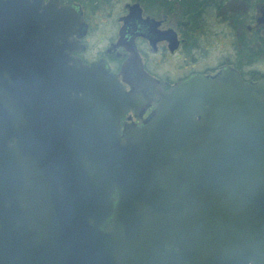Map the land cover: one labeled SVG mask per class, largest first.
I'll list each match as a JSON object with an SVG mask.
<instances>
[{
	"label": "water",
	"instance_id": "water-1",
	"mask_svg": "<svg viewBox=\"0 0 264 264\" xmlns=\"http://www.w3.org/2000/svg\"><path fill=\"white\" fill-rule=\"evenodd\" d=\"M82 30L76 4L0 0V264H264V79L161 93L128 49L126 92L72 56Z\"/></svg>",
	"mask_w": 264,
	"mask_h": 264
},
{
	"label": "flooded vegetation",
	"instance_id": "flooded-vegetation-1",
	"mask_svg": "<svg viewBox=\"0 0 264 264\" xmlns=\"http://www.w3.org/2000/svg\"><path fill=\"white\" fill-rule=\"evenodd\" d=\"M58 2L78 5L84 25L76 38L81 48L72 56L87 67L103 62L126 92L130 88L122 82L120 71L130 57L128 49L134 50L141 69L161 93L192 76L213 77L224 67L233 69L244 82L264 79L254 69L256 63L264 61V54L258 62L253 59L255 48L261 45L257 35L264 38V0L255 5V0H202L194 8L190 7L192 0ZM134 5L139 17L130 11ZM90 36L96 37L97 44L104 43L95 53L88 44ZM213 48L219 53L215 62L210 55ZM222 50L227 53L222 55ZM255 73L259 77L251 80ZM156 103L154 98L136 114L126 111L120 126L142 124Z\"/></svg>",
	"mask_w": 264,
	"mask_h": 264
},
{
	"label": "rangeland",
	"instance_id": "rangeland-1",
	"mask_svg": "<svg viewBox=\"0 0 264 264\" xmlns=\"http://www.w3.org/2000/svg\"><path fill=\"white\" fill-rule=\"evenodd\" d=\"M88 44L91 45L92 47V52L95 53L96 51H98L102 46H104V43L101 44H97L96 41V37H89L88 40ZM224 45V44H223ZM222 45V48H223ZM218 50V49H217ZM215 50V48L211 49L210 51V55L213 56V61L215 62V60L217 59V57L219 56L218 51ZM226 50H222V55H225L227 52H225ZM211 61V60H210ZM254 69L258 71L259 75H262L264 77V61H259L258 63L255 64Z\"/></svg>",
	"mask_w": 264,
	"mask_h": 264
},
{
	"label": "trees",
	"instance_id": "trees-1",
	"mask_svg": "<svg viewBox=\"0 0 264 264\" xmlns=\"http://www.w3.org/2000/svg\"><path fill=\"white\" fill-rule=\"evenodd\" d=\"M72 1H77V0H61V2H64V3H70ZM147 1H150V0H147ZM201 1L202 0H194V2H193V0H192V3L190 4V7L194 8L195 6H200ZM253 4L254 5L257 4V0H255V3H253ZM257 41H260L261 45H260V47H256L255 48V54L253 55V57H254L253 59H254L255 62H258L260 60V58H261L260 56L262 54H264V38L261 39V37L259 35H257ZM258 77L259 76L257 75V73H255V74H253L251 76L250 79L252 80L253 78H258Z\"/></svg>",
	"mask_w": 264,
	"mask_h": 264
}]
</instances>
